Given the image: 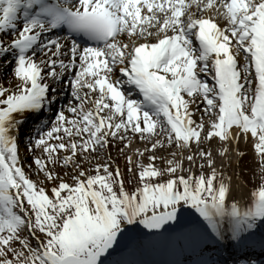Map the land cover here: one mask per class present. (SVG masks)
<instances>
[{
	"label": "snow or ice",
	"instance_id": "6c2138e0",
	"mask_svg": "<svg viewBox=\"0 0 264 264\" xmlns=\"http://www.w3.org/2000/svg\"><path fill=\"white\" fill-rule=\"evenodd\" d=\"M0 34V264H106L126 233L160 236L185 211L201 255L253 242L264 0H0Z\"/></svg>",
	"mask_w": 264,
	"mask_h": 264
},
{
	"label": "bare ground",
	"instance_id": "6f19581e",
	"mask_svg": "<svg viewBox=\"0 0 264 264\" xmlns=\"http://www.w3.org/2000/svg\"><path fill=\"white\" fill-rule=\"evenodd\" d=\"M2 35V34H0ZM67 92V89H65ZM66 100H67V96L64 97V100H63V103H66ZM62 104V103H60ZM195 118V117H194ZM29 131V130H28ZM23 133V132H22ZM27 133V132H25ZM216 142L213 141V146H215ZM245 146V145H244ZM135 147V145H134ZM142 147V145H141ZM229 147L231 148V145H229ZM239 149L240 150H243L242 149V146H241V142H239V145H238ZM159 155H163V151H160L159 152ZM234 154L230 151L229 152V158L230 160H236V156L234 158L233 156ZM231 156L232 159H231ZM217 159V163L219 164L220 163V160L221 158L219 156L216 157ZM233 162V161H232ZM233 164V163H232ZM232 166V165H231ZM231 166L227 169V171L230 173V174H233L234 172H236V168L233 166V168H235V170H231ZM240 172V171H239ZM233 195H237L236 192L233 193ZM192 221V216L189 215V213L187 211L183 212L182 215H181V222H180V225H178L176 228H173V229H169L167 232H165L164 234L160 235V236H148L151 239H154V238H157L158 241H160L161 243H163V250H159L158 249H154V246L152 244H150L148 242V239H145V240H142L140 243H137L136 242V238L139 239L140 237L144 236L147 234L148 230H142L140 232H130V233H126L124 235V237H122L119 241V243L117 245H121V244H124V243H129L132 247L130 248V253H127V255L123 256V258L119 259L118 260V264H162L164 262V264H170L172 262L173 259L177 258L180 256V253L182 252H189V251H197L196 254H194V257L192 256H189V258H194L195 260L193 262L191 261H187L185 263H182V264H197V260H201V259H204V255L206 254V257H210L211 255H213V258L211 259H217L219 258L221 261H223L224 259H222V255L218 256L216 252H212L211 250H206V253L204 255H201L200 252H199V249L198 248H195L194 249V246L192 244V235L191 233L187 232V228L189 227L190 223ZM172 223H175V222H172ZM185 230V235L187 236L188 238V242L186 244H183V246H177L175 243L172 242L171 240V237L175 236L176 233L178 231H181L182 229ZM170 237V239H169ZM164 238V241H161V239ZM167 238V240H166ZM260 239V236L257 235L253 238V242H249V247H250V244L252 246L251 251L247 252V250H245V248H240V249H237L235 250L236 251V255L239 253V252H243L244 254L246 253H252L254 255V258L256 260H259V262H263L261 264H264V251L261 250L260 246H259V241ZM149 240V241H150ZM116 245V247H117ZM150 246L152 249H150ZM141 249L143 250H146V252H148L149 254L151 255H147L145 257L147 258H141L139 256V253L138 251ZM232 249V246L229 245L227 249L225 248H220L219 251L220 252H223V255H227L226 256V259L230 257L231 254L227 253L228 249ZM136 249H139V250H136ZM136 250V251H135ZM233 251V250H232ZM160 252V254H159ZM161 253H164V255H162ZM188 254H191V253H188ZM208 254V255H207ZM257 255V256H255ZM163 256H166L164 258H166L165 260H161V262L159 261L160 258H162ZM169 257V258H168ZM225 258V257H224ZM262 258V259H260ZM181 260V257L178 258V261ZM177 261V262H178ZM175 264H178V263H175Z\"/></svg>",
	"mask_w": 264,
	"mask_h": 264
},
{
	"label": "rangeland",
	"instance_id": "374dc122",
	"mask_svg": "<svg viewBox=\"0 0 264 264\" xmlns=\"http://www.w3.org/2000/svg\"><path fill=\"white\" fill-rule=\"evenodd\" d=\"M240 142H241V146H242V149H243L242 151L245 154L242 157V159L240 160V168H239V171H240V174L243 177V179L248 183V185L250 187L251 186V183L253 182L252 181V176L256 172V164H255V161H254V153H253V151L251 149L250 144H245L243 142V140H241ZM157 155H159V152L157 153ZM233 156L235 158V154ZM233 156H231V159H232ZM232 161H233L232 162L233 164L231 166V168H232L231 170H233V169L235 170V168H236L235 167V160H232ZM144 162L145 163L147 162L146 157L144 158ZM233 166L235 168H233ZM257 176H258V174H257ZM125 182H126V187H130L129 185H127V176H125ZM256 182H258V179H257ZM119 252L120 253H111L110 256H107V258H106V264H110L115 257L119 256V254H123V252H126V250H120ZM113 255H117V256L114 257ZM114 261H115V259H114Z\"/></svg>",
	"mask_w": 264,
	"mask_h": 264
}]
</instances>
